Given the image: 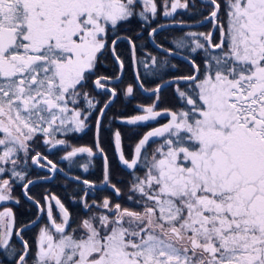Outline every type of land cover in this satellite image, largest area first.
<instances>
[{
  "label": "snow or ice",
  "instance_id": "6c2138e0",
  "mask_svg": "<svg viewBox=\"0 0 264 264\" xmlns=\"http://www.w3.org/2000/svg\"><path fill=\"white\" fill-rule=\"evenodd\" d=\"M161 8L166 18L195 9L203 17L196 23L211 25L207 33L174 39V48L151 41L187 62L189 72L170 79L165 69L176 65L167 55L161 60L148 53L136 61L139 45L119 34L139 18L141 32L155 37L168 27H151ZM173 24L193 27L183 20ZM122 42L129 44L127 67L137 64L138 87L155 102L139 105L142 114L114 119L137 127L162 115L168 122L143 133L130 158L121 131H111L117 159L132 177L124 204L89 200L101 185L77 176L78 187L86 186L83 215L73 218L54 195L40 206L27 193L35 183L28 168L62 171L42 153L33 154L40 141L49 151H65L61 159L69 162L99 155L102 186L121 196L111 183L102 131L118 96L113 85L126 68L117 51ZM183 49L189 55L182 56ZM109 57L116 69L111 75L100 72ZM152 76L162 82L146 88ZM166 87L181 102L176 110H157ZM133 92L129 85L123 95ZM94 114L93 145H71L69 134L92 129ZM91 163L82 165L85 172ZM9 174L15 179H0V202L19 204L12 189L21 181L24 195L47 219L30 246L21 233L32 225L16 228L12 208L0 211V247L10 249L14 231L21 243L15 264H264V0H200V6L196 0H0V177Z\"/></svg>",
  "mask_w": 264,
  "mask_h": 264
},
{
  "label": "flooded vegetation",
  "instance_id": "af4514ba",
  "mask_svg": "<svg viewBox=\"0 0 264 264\" xmlns=\"http://www.w3.org/2000/svg\"><path fill=\"white\" fill-rule=\"evenodd\" d=\"M189 2L191 3V0H189ZM157 3L159 5L161 3V0H157ZM196 3L198 6H200V0H196ZM206 11H207V9L205 8L203 11V15ZM183 17H187L188 19L193 20V21H186L188 23H196L197 20L203 18L202 15L195 14V9H193L192 12H188L186 10L178 9L177 13L175 14L174 17L166 18V17H163L161 9H160V11H158V13H157L156 19L152 22L151 27H158L159 24L170 23V22H173L174 20L180 21L183 19ZM160 19H163V21L158 23L160 21ZM142 23L143 22L140 21L139 18L133 19L131 21V23L124 25L120 29V33H119L120 36H122V37L123 36H131L133 38V40H135L136 43L139 45L138 51L136 53V61H139L140 59H144L148 53H151L153 56H157L159 59L163 60L166 55L163 54L162 52L158 51L153 46V44L150 40L149 32L148 31H142L141 32ZM208 27H209V31H210L211 25H209V24H205V25L198 27V28H190V29H184V30L206 32L204 30V28H208ZM171 29H173V28H171ZM171 29H166V30H163L161 32H158V34H156L155 37H152V39L155 40L156 44L161 43L160 45H163V47H165V48H174V46H172V41L174 39H176L178 34L176 32H169L167 34H164L165 33L164 31H168ZM137 32H141V35L143 37L142 39L136 38ZM184 35L185 34H183L182 36H184ZM165 36H167V37H165ZM215 38H216L215 34H213L214 41H215ZM117 51H118V53L123 54L122 58L125 59L126 68H125V72L121 75V80L116 81L113 85L114 87L117 88V91H118V96L116 99H114V102L118 98H121L120 100L122 102L123 110L119 114H111V115H108V117L106 115V117L109 118L110 120L108 122H106L105 125H106V127H108V123L110 122L111 128L108 127L109 128L108 131L102 132V147L105 149V153L107 154V156H109V154L111 153V150L115 152L114 143L111 139V131L113 129H119L122 133V145H123V148L125 151V155L130 158L131 157L130 153H129L130 152V146L132 143H136V141L134 139L136 137H139V135L141 133H145L153 127H159V126H162L163 124H166L168 122L169 118L166 116H161V117H158L156 119V121L148 122L146 125L139 126V127L122 124L120 119H114V117H120L122 119H126V118H129V117L134 116V115L142 114L141 110L138 107L139 105L134 107L136 112H132L133 111V104L128 99L132 98L133 95L132 96H124L122 93L127 88L126 87L124 89V87H123L126 75L129 73L130 69H132L133 74L135 73L134 72V64L131 68L127 67V65H128L127 57L129 54V44L127 42L118 43ZM178 51H180L184 55H189L188 49L186 51H183V50H178ZM193 55H195V54H193ZM167 59L169 60V59H173V58H171L170 56H167ZM169 62L171 64L176 65V68L165 69V72L168 74L170 72H176L178 70L177 64L172 63L171 60H169ZM136 66H137V64H136ZM115 70H116L115 65H113L110 57L104 61V66H102L100 68L101 73L108 74V75H111L112 72ZM140 71L142 72L143 69L140 68ZM142 79H143V77H142ZM157 79H159L158 76H152V77H148L145 80V82L151 83L153 81H156ZM135 83H136V81H135ZM89 87L91 89V86H89ZM155 87H153V88H155ZM92 95L96 96L97 94H96V92H92ZM97 99H103V97L97 96ZM141 105L145 106L144 104H141ZM157 110L162 111L164 109H157ZM127 113H129V114L126 115ZM89 119L94 126L95 120H96L95 114L93 116H91ZM59 138H65V137L63 135H61ZM67 139L71 145H74L77 147H79V146H92L93 141H94V130H93V132H91V129H90L86 133L69 134ZM49 148H50V146L44 145L42 143V141H40L36 145H34L35 151L33 152V154H35V152L42 153L43 155L47 156L48 159L51 160L54 164H56L58 169H62V171L66 172L67 174H69L73 177L79 176L82 179H88L89 181H92L97 185L102 184L103 180L101 182L94 181V179L97 177V168L100 167L101 164H102L103 170H104V161L99 155H97L95 157H88L86 154H81L80 156L74 158V160L72 162H69V161L61 159L66 154L65 151H62L59 149H51L49 151L48 150ZM68 150H70V149H68ZM115 155H116V160L119 163V161L117 159L118 154L115 153ZM89 160H91L92 163L89 165L88 171L85 172L82 165L84 163H87ZM41 163H46V161H42ZM119 166L122 169L126 170L122 164L119 163ZM109 171H110V164H109ZM126 171L129 173L130 170H126ZM45 177H47V179H45ZM89 177H93L94 179L90 180ZM3 178H8V179H12V180L15 179V178H12L10 176V174L8 176L0 177V179H3ZM27 178L31 179V180H40V182L36 183L35 185L42 184V183L49 184V185L53 184L56 187V189L59 190L63 195V197L62 196L57 197L55 195V193H43L41 190H39L36 193V197H34V200L39 201L40 206L46 205V201L44 199V197L46 195L47 196L54 195L61 200V202L65 205V207L72 214L73 218H76V217L84 214L83 209H82V205L80 203V198L84 196V190L86 189V186L80 184L78 187V183L67 179L59 171L56 173H52L47 168H41L38 165H31L28 168ZM103 178H104V176H103ZM125 180H128V178H125ZM35 185H33V186H35ZM17 186H19V184H16V181H15L14 185H13V189H12L13 196H15V197H16L15 189ZM22 189H23V187H22ZM108 189L111 190L110 188H108ZM28 190H27V193H28ZM102 190H105V188L93 189L92 191H90L88 199L89 200L96 199L97 201H99L100 199L104 198L103 196H100V197L97 196V192L102 191ZM111 192L113 193L112 190H111ZM22 194H23V192H22ZM23 197H24V195H23ZM106 197H108V196H106ZM109 198L112 199L111 196ZM117 198H120V197H117ZM24 199H25V197H24ZM27 202L32 205V207H30V209H29L30 216L33 215V212L35 210H36V216L33 220H31L29 223L24 224V225L31 224L34 220L37 221L38 220L37 217L40 218L39 221L36 223V225H34L33 227H31V228L25 230L23 233H21V235H23L24 239L27 240L29 242V245L31 246L33 244V241L35 240V238L37 237V235L39 233V228L42 227L45 223H47V219H46L45 213L41 212V215H40V211H38V207L34 203H32L30 201H27ZM52 203L54 205V201ZM5 206L12 208V210L15 214V220H16V210L15 209H16L17 203L15 202V200L0 204V211H2L3 207H5ZM53 213H54V215H57V213H58V209L55 207V205L53 207ZM21 226H23V225H21ZM21 226H18L17 221H16L15 227L20 228ZM11 249H15V253L10 254ZM21 250H22L21 249V243L16 238L15 231H14L13 238L10 241V249H4V248L0 247V264H15V260L17 259L16 254H18L19 251H21ZM31 250L33 252L35 251L34 248H32ZM29 264H31V261H29Z\"/></svg>",
  "mask_w": 264,
  "mask_h": 264
},
{
  "label": "trees",
  "instance_id": "16d2710c",
  "mask_svg": "<svg viewBox=\"0 0 264 264\" xmlns=\"http://www.w3.org/2000/svg\"><path fill=\"white\" fill-rule=\"evenodd\" d=\"M163 11V9L161 8V12ZM204 15H207L204 13ZM183 21H193L192 19H188L187 17H183L182 19ZM163 19H160V22H162ZM157 23V24H158ZM204 30L206 32L209 31V28H204ZM164 34H167L169 32H176L178 35H183L185 34V32H187V30H184L182 28H173L171 30L168 31H164ZM167 37V36H165ZM161 44V43H160ZM164 56V55H163ZM172 63H176L178 70L176 72H170L168 75H165V79H169L171 78L172 74H187L189 72V67L188 64L186 62H183L181 60L178 59H170ZM162 81L160 79H157L155 82H145L144 86L146 88L151 89L154 86H157V84L161 83ZM132 85L134 87V93L132 98H129L128 100H130V102L133 104V111L132 112H136V110L134 109V107L144 104V105H151L155 102V97H147L144 96L140 90L138 89V87L136 86L135 83V79H134V74L132 69H130L129 73L126 75L125 81H124V89L129 86ZM123 93V92H122ZM121 98H118L113 105L109 108V110L107 111L106 115L108 117V115L111 114H119L120 112H122L123 108H122V102L120 100ZM181 106V102L177 99L175 93H174V88L173 87H169L165 90H163L160 93V101L158 103V109H172V110H176L177 108H179ZM129 113H127L126 115H128ZM96 117V115H95ZM105 118L104 120V129L103 131H108L109 128L106 127L105 123L108 122L110 119L109 118ZM94 130V126L91 129V132H93ZM102 131V132H103ZM136 132V131H135ZM143 133H141L139 135V137H136L134 140L136 142H138V139L140 138V136ZM110 139V138H109ZM135 143H132L130 146V156L132 153V150L134 148ZM109 146V145H108ZM109 164H110V179H111V183L115 184L118 188L121 189V196L120 198H117L116 195H114V193L111 192V190L109 189H105L102 191H98L97 192V196H103V197H112V201L115 202H119L124 204L125 203V194L127 192V187H128V183L131 180V176L129 175V173L122 169L119 166V163L116 160V155L115 152L111 150V153L109 154ZM103 176H104V170H103V166L102 164L100 165V167L97 168V177L94 179L93 177H89L90 180L96 181V182H101L103 180ZM125 178H128V180H125ZM41 190L43 193H55V195L57 197H60L62 195V193L56 189V187L53 184H37L35 186H32L29 190H28V195L32 196L33 198L36 197V193ZM15 194H16V198L20 201L19 204H17L16 206V221L18 226L24 225L29 223L31 220H33L36 216V210L33 212V215L30 216L29 214V209L30 207H32V205L30 203H28L22 194V186H17L15 189Z\"/></svg>",
  "mask_w": 264,
  "mask_h": 264
},
{
  "label": "water",
  "instance_id": "95a60500",
  "mask_svg": "<svg viewBox=\"0 0 264 264\" xmlns=\"http://www.w3.org/2000/svg\"><path fill=\"white\" fill-rule=\"evenodd\" d=\"M189 24H192L193 25V27L192 28H198V27H201V26H203V25H199V24H197V23H189ZM165 25H168V27H164V28H161V29H159L158 30V32H161V31H163V30H166V29H170V28H181V27H179V26H176L175 24H173V22H170V23H166ZM205 25V24H204ZM182 29H190V28H182ZM150 40L152 41L153 39H152V37L150 36ZM153 44V43H152ZM156 44V43H155ZM155 44H153V46L158 50V51H160V52H162V50L161 49H159V48H157L156 46H155ZM163 53V52H162ZM163 54H165V53H163ZM182 54V53H181ZM165 55H167V54H165ZM184 54H182V56H183ZM167 56H170V57H172V58H174V59H178V60H181V61H183V62H186V61H184L182 58H181V56H176V57H173V56H171V55H167ZM187 63V62H186ZM136 63H134V72H135V69H136ZM135 81H136V85H137V87H138V83H137V80L135 79ZM167 88H169V87H166V88H164V89H162L161 90V92L163 91V90H165V89H167ZM138 89L140 90V92L143 94V95H145V96H148V97H152L153 95H152V93H150V92H145V91H143L140 87H138ZM163 116V115H162ZM64 177H66L67 179H69V180H71V181H73V182H76V183H78L75 179H74V177L73 176H71V175H69V174H67L66 172H64V171H59ZM33 181H35V183L34 184H30V185H28V189L31 187V186H33V185H35L36 183H38V182H40V180H33ZM102 188H104L103 186H102V184H101V187L100 188H97V189H102ZM24 188L22 189V192H23V195H24ZM24 197H25V199L27 200V201H30V202H32V203H34L32 200H28L27 199V196H25L24 195ZM40 215H41V212H40ZM40 219V218H39ZM39 219L36 221V223L39 221ZM36 223L35 224H30V225H32L31 227H33L34 225H36ZM30 227V228H31ZM29 229V228H28ZM27 230V229H26Z\"/></svg>",
  "mask_w": 264,
  "mask_h": 264
},
{
  "label": "rangeland",
  "instance_id": "374dc122",
  "mask_svg": "<svg viewBox=\"0 0 264 264\" xmlns=\"http://www.w3.org/2000/svg\"><path fill=\"white\" fill-rule=\"evenodd\" d=\"M208 11V10H207ZM207 11L205 12V14H207ZM209 28V27H208ZM188 31H193V30H187V32ZM182 35H178L176 38H179V37H181ZM172 46H174L175 47V45H174V43H172ZM187 49H183V51H186ZM170 60V59H169ZM168 60V61H169ZM155 87V86H154ZM134 88V87H133ZM153 88V87H152ZM125 96V95H124ZM152 97H154V96H152ZM114 102V101H113ZM145 106H147V105H145ZM16 184H19V185H21L22 186V182L21 181H16ZM6 202H8V201H6ZM6 202H0V204H2V203H6Z\"/></svg>",
  "mask_w": 264,
  "mask_h": 264
}]
</instances>
